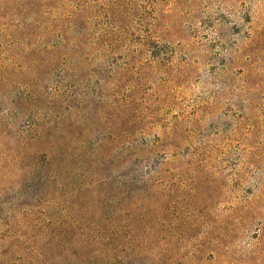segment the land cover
<instances>
[{
	"label": "rangeland",
	"instance_id": "rangeland-1",
	"mask_svg": "<svg viewBox=\"0 0 264 264\" xmlns=\"http://www.w3.org/2000/svg\"><path fill=\"white\" fill-rule=\"evenodd\" d=\"M0 264H264V0H0Z\"/></svg>",
	"mask_w": 264,
	"mask_h": 264
}]
</instances>
